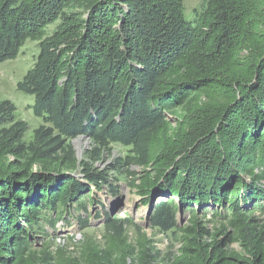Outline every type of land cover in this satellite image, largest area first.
Instances as JSON below:
<instances>
[{
	"label": "trees",
	"instance_id": "obj_1",
	"mask_svg": "<svg viewBox=\"0 0 264 264\" xmlns=\"http://www.w3.org/2000/svg\"><path fill=\"white\" fill-rule=\"evenodd\" d=\"M183 1L0 0V64L38 43L17 90L41 120L27 138L0 100V264H264V0ZM122 181L175 253L102 210ZM96 206L100 241L53 246Z\"/></svg>",
	"mask_w": 264,
	"mask_h": 264
},
{
	"label": "rangeland",
	"instance_id": "obj_2",
	"mask_svg": "<svg viewBox=\"0 0 264 264\" xmlns=\"http://www.w3.org/2000/svg\"><path fill=\"white\" fill-rule=\"evenodd\" d=\"M203 3L204 0H184L183 8L186 19L189 21L193 20V12L199 11ZM54 27L55 26H49L48 32H51ZM38 51V43L28 40L20 49L16 59L0 64V100H8L14 104L17 118L28 124L27 138L32 136L33 130L40 125L41 120L33 115L31 109L34 101L33 97L19 92L17 90V83L22 80L26 72L33 66ZM72 145L79 160L84 157L87 151L92 149L90 141L85 137L74 139ZM109 148L108 151L103 153V160L98 164L100 168L126 155L128 152L126 148L120 146H110ZM131 170L136 173L140 171L138 168H132ZM120 186L119 195L115 198L110 197L105 191L98 194V198L104 204V209L102 210L118 218H124L126 215H129L133 219V222L143 229L139 223L148 216L147 207L141 204L140 199L136 196L134 191L127 187L125 181H122ZM115 208H118L116 212H114ZM88 212L90 213V220L87 229L81 231L78 225L74 229L69 228L68 231L63 229L58 232L57 237L54 239L53 246L61 245L70 250L74 246H77L76 243L81 241L85 235L100 241L103 233V226L101 224L99 225L101 219H95L96 214L101 215L99 206L89 208ZM206 220H210V223L206 225L209 231L214 232V228L218 225L213 222L211 216H208ZM189 223L190 214H188V212H179L178 225L184 227L189 225ZM130 232L129 230L128 233L130 234ZM143 232L146 233L147 237L153 240L154 246L160 251L161 255L169 252L175 253L179 247V245L173 241L170 234L162 235L150 227L147 230L143 229ZM58 238L60 240L59 242L57 241ZM130 238L132 239V237ZM229 248L238 249L235 244L230 245Z\"/></svg>",
	"mask_w": 264,
	"mask_h": 264
},
{
	"label": "water",
	"instance_id": "obj_3",
	"mask_svg": "<svg viewBox=\"0 0 264 264\" xmlns=\"http://www.w3.org/2000/svg\"><path fill=\"white\" fill-rule=\"evenodd\" d=\"M124 189H126V188H124ZM155 199H156V198H152V202H153ZM119 207H122V206H119ZM117 209H118V208H115V209H114V212H116ZM180 213H181V211H180ZM100 224H102V222H100L99 225H100ZM139 224L143 227L144 230H147V229L150 227V224H149V221H148V217H146V218H145L143 221H141Z\"/></svg>",
	"mask_w": 264,
	"mask_h": 264
},
{
	"label": "built area",
	"instance_id": "obj_4",
	"mask_svg": "<svg viewBox=\"0 0 264 264\" xmlns=\"http://www.w3.org/2000/svg\"><path fill=\"white\" fill-rule=\"evenodd\" d=\"M72 229V228H71ZM57 241L59 242L60 240H59V238L57 239Z\"/></svg>",
	"mask_w": 264,
	"mask_h": 264
}]
</instances>
